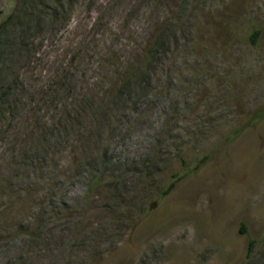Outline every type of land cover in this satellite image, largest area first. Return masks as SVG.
I'll list each match as a JSON object with an SVG mask.
<instances>
[{"label":"rangeland","instance_id":"rangeland-1","mask_svg":"<svg viewBox=\"0 0 264 264\" xmlns=\"http://www.w3.org/2000/svg\"><path fill=\"white\" fill-rule=\"evenodd\" d=\"M65 1L0 0V264H264V0ZM163 22L136 82L105 97L83 62L94 102L56 113L57 59Z\"/></svg>","mask_w":264,"mask_h":264},{"label":"trees","instance_id":"trees-1","mask_svg":"<svg viewBox=\"0 0 264 264\" xmlns=\"http://www.w3.org/2000/svg\"><path fill=\"white\" fill-rule=\"evenodd\" d=\"M65 2V0H56V22L62 14V9L65 7ZM165 29V22H163L160 28L156 29L155 32L146 38V40L142 43L140 50H133L127 58L125 57L123 59L119 56L117 50L109 46L108 41L102 38L106 32L112 31L109 28H106V30H104L102 33H95L96 35H94L93 39L89 41L84 39L83 43L78 42V46L76 48L73 47L75 51L80 53L87 50L89 58H86L87 55L85 54V56L81 58H78V56L73 57L68 62L64 60L59 61V59L56 60V113L61 109L63 112V117L65 118L64 113L66 112H68V115H72L69 106L73 108L77 106L75 104L78 102H80L79 104L82 103V105L88 104L89 102H94L92 96L89 94H85L83 96H74L72 92L74 86L73 83L77 79L78 72H76V70L74 71L72 67H78L81 65V63L86 62L87 66L89 67H87V69L92 70V72L95 73V77H97L95 81L93 80V82L87 81L89 90H94L99 87V85H103V89H105L103 93L104 96H108L109 98L113 99L118 94V92H121L124 88L129 87L139 79V68L142 64H150L155 61L157 50L159 47H161L160 41L158 40H161L164 36ZM260 35L261 31L259 29H255L252 33H250L249 39L253 45L257 44ZM98 36L100 38L97 39ZM163 44L164 43L162 42L161 45ZM83 47L87 49L84 48V50ZM94 57H96L97 60L92 62ZM89 64L91 66H89ZM62 92L71 93L70 96H66L69 101L65 100L63 103L62 100H60L59 95ZM63 117L61 116V118ZM263 117L264 112L262 111L259 114H256L251 122ZM241 131L242 127L237 128L231 133V135L238 134ZM91 177L89 190L93 191L95 186L99 185V180L98 178H93V176ZM179 180L180 178L173 180L165 190H162L161 195L169 194ZM158 202L159 199H155L152 203V208H155Z\"/></svg>","mask_w":264,"mask_h":264}]
</instances>
